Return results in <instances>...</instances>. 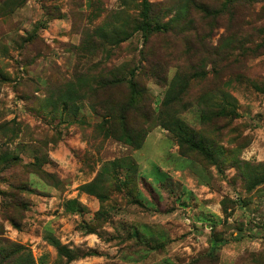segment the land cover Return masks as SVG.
Listing matches in <instances>:
<instances>
[{"label":"rangeland","instance_id":"374dc122","mask_svg":"<svg viewBox=\"0 0 264 264\" xmlns=\"http://www.w3.org/2000/svg\"><path fill=\"white\" fill-rule=\"evenodd\" d=\"M3 1L0 155L17 156L7 162L0 158V264H13L24 252L16 249V243L30 249L37 264H71L57 257L49 238L54 235L81 254L87 247L75 244L73 235L80 232L82 222L98 226L101 215L106 220L93 232L94 239L100 238L95 250L107 256L115 253V260L89 264H189L193 259V264H264V186L246 191L226 161L230 153L254 162L264 160V45L257 46L264 36V0H239L225 10L223 0H203L209 14L190 8L173 28L147 38L142 31L130 32L142 0ZM147 1L154 20L165 22L183 0ZM133 70L147 107L155 111L172 77L176 73L189 77L188 87L167 109L211 141L217 161L228 163L221 171L197 156L195 160L179 156L172 132L158 124L156 114L146 124L140 148L105 136L106 124L99 115L104 110L93 102L125 98L129 94L125 81L98 90L95 99L87 87L75 102L74 114L53 107L59 87L76 75L93 86L101 76H128ZM201 71L207 72L205 78H197ZM207 93L226 99L238 117L201 123L206 107L197 101ZM132 116L133 132L144 128ZM126 155L137 162L135 182L123 186L126 168L107 166L102 182L106 190L101 192L109 193L108 199L100 202L80 190L104 163ZM46 158L44 168L57 175V186L28 173L26 163ZM109 176L118 181L120 190L107 184ZM47 180L54 182L56 177ZM131 184L138 192L127 196ZM16 185L31 189L20 191ZM2 191H16L22 200V205L18 199L7 209L18 225L2 215V203L10 201ZM236 196L240 200L232 205ZM70 198L81 202V212H63L61 205ZM100 205L102 214L97 218ZM224 205L230 207L225 211ZM110 234L113 240L106 239ZM221 235L227 242L209 260V238L225 240ZM158 241L164 246L150 250L149 258L131 254H141ZM131 255L135 263L123 261ZM223 255L231 256L230 261H222Z\"/></svg>","mask_w":264,"mask_h":264},{"label":"trees","instance_id":"16d2710c","mask_svg":"<svg viewBox=\"0 0 264 264\" xmlns=\"http://www.w3.org/2000/svg\"><path fill=\"white\" fill-rule=\"evenodd\" d=\"M237 1L239 0H223V9L225 10V8L227 7L230 8L231 6L236 4ZM0 3H2L1 5L5 4L3 0H1ZM190 8H194L195 12H200L204 16H206L210 12L209 6L205 4L203 0H183L182 3L178 6L176 12L171 15L167 21L157 22L156 20H154L153 15L151 14L152 9L150 2L147 0H142L138 16L132 20L133 27L131 28L130 32L132 33L135 31H142L147 34H144V37L147 38L149 37L148 35L152 32H159L162 30L167 31V29L173 28V25L179 22V18L181 16L185 15L187 17V13L189 12ZM229 8L227 9L228 11ZM261 45H264V36L261 37V43L257 44V46ZM199 73H197L196 75L197 78H205L207 76V72L205 71H201ZM186 80L189 81L190 84L188 76H186L185 79L184 77L179 76V73H176L175 76L172 77L169 85L167 86L164 98L159 104L161 106L157 108V111H155V108L151 107L150 105L147 107L146 103L148 99L145 100L144 98L143 88L136 81V74L134 70L129 71L128 76H125L123 74L112 75L110 78H104L103 76H101L98 79H94L93 86L87 85L88 79L83 75H76L73 80L68 81L69 84H66L63 88L62 86L59 87V90L57 91L58 94L56 96L54 95L52 103L55 109L60 110L59 112H63L66 114H74L78 109L75 102L79 100L81 96H84L82 95V93L84 91H87V87L92 90L89 96H92L95 99L97 98L96 94L98 90L106 87H112L125 81V84L129 89V94L125 98H113L110 100L111 102L107 101L106 99L102 100L100 98L98 99V103L93 102L94 104H96V106L97 104L100 105V107L104 110L103 114H98L101 117V123L103 122V124H106V127L103 128V133L105 136H111L120 142L128 144L133 149L140 148L144 138L146 137V124H148V122L150 121L151 116H155L156 114V117L158 118V124L172 132L176 140V144L178 146V153L181 156L187 157L191 160H195L194 158H196L195 156H197L201 158L200 161H202L203 163L209 166L214 165L220 171L223 169L224 164H228L230 162L229 164L232 163L231 166L235 168L238 178L243 181L244 188L246 191H251L253 188L258 187L259 185L264 186L263 159L254 162L251 160L242 159L239 157V155L237 157L234 156V153H230L229 156L226 158V161L228 163L226 161H224L226 163L223 162L224 164L219 163V161H217L219 158L216 154L215 149L212 147L213 145L211 141L205 139L202 136V133L197 131L196 128L191 127L181 117H178L174 113L170 112L169 109H167V106L174 103L178 96H180V94L183 93L188 87V82ZM166 84L167 80L163 79V85ZM208 94L209 93L202 94L197 101L198 103L203 104L206 107L204 112L201 113V123L204 124L206 122H211L216 118H222L228 121H232L234 118L238 117L237 109L232 106L231 103L227 102L226 99L218 97L216 95L213 96L211 94ZM132 115H134L138 120L142 121V124L144 125L145 129L138 128L136 132H133L131 127L132 124L130 122V117H133ZM237 147L240 146L236 145V148ZM16 156L17 155H5L4 157H2V155H0V158L2 157V160L7 162L12 161V159H15ZM47 161L48 159L46 158L45 161L40 159L38 161H31L26 163V167H28V173L36 175L37 177L41 178V180L43 179L49 182L48 184L51 183L57 186L59 182L57 175L44 168V164L47 163ZM107 166H113V169L119 167L124 169L126 168L127 179L125 178V176L123 177V179H121V181L124 182L123 186L127 185V183H129L130 181L135 182L138 175L137 162L131 156L126 155L115 157L110 162L104 163L101 169L98 170L97 174L93 177L91 181L82 184L79 187L81 191L93 195L100 202H103L109 198V193H104L106 190V186L103 187L102 184L105 179V172L108 170ZM260 168L263 170H260ZM52 177H56V180L54 182L47 180L48 178ZM113 177L114 176L108 177V179L110 180L107 184L113 185V188L120 190L122 187H119V184H116L118 183V181ZM26 188L27 187L22 185L15 186V189L20 191H23ZM29 188L30 187H28V189ZM134 189H136V187ZM103 190L104 192L102 193L101 191ZM127 190L128 192L125 193L128 194L127 196L137 194L138 192L137 190H133L132 184L129 185V189ZM2 192L3 194H7V196H10V201H5L4 203H2V215H4V218L7 219L11 224L18 225L17 219L14 216L9 215L10 213H8L7 211V209H9L11 205H16V201L19 199L18 193L16 191L9 193L7 191ZM224 199L226 200L227 198ZM137 200L140 201L141 204H143L140 198L135 197L134 201ZM239 200L240 197L236 196V199L231 200V203H233L232 205L237 204ZM19 202L21 203V205L23 204L22 200L20 199ZM128 202L131 201L128 200L127 203ZM242 203L244 204V202ZM83 207L84 206L77 198L66 199L63 202L64 213H79L81 212V210H83ZM101 207L102 206L100 205L99 208L95 211L97 218L102 214ZM228 207L225 205L223 206L225 211ZM102 216L104 217V219H102ZM105 217L106 216L104 215L100 216L99 220L101 221L98 222V226L93 225V223L85 224L84 222H82L78 229H80L84 234L93 233L96 231V228L102 227L103 223L106 220ZM214 225L215 224L213 223V226ZM47 229L50 231L52 230L51 227H48ZM129 235H131V233H129ZM53 236L51 238L48 237L49 242H51L50 244L55 247L57 257H60L63 261H66L67 263H69L73 259L78 258L79 256L82 257L85 255H95L98 253V251L94 248H88L84 252L83 250H81V254H78L73 251V247L70 249L68 245L59 243L57 237ZM113 238H115L113 234H110L106 237L107 240H113ZM223 241L224 240L221 237L219 238L218 236H215L213 238V243L210 245V247H208L207 251V258L209 260L214 258L213 254L218 248L222 246ZM146 243L149 244L148 241ZM136 244L142 243H138V241H136ZM164 244L165 243H163V241H158L155 243V245L150 246V249H158L156 247H163ZM16 249H22L24 250V252L22 254L17 255V257L13 261V264H37L36 259L33 256L31 250L28 249L26 246L16 243ZM195 260L196 259H193L189 264H193Z\"/></svg>","mask_w":264,"mask_h":264},{"label":"crops","instance_id":"0c3cea01","mask_svg":"<svg viewBox=\"0 0 264 264\" xmlns=\"http://www.w3.org/2000/svg\"><path fill=\"white\" fill-rule=\"evenodd\" d=\"M178 152V151H177ZM178 155L179 156H181L179 153H178ZM181 157H183V156H181ZM83 193V192H82ZM84 194V193H83ZM85 194H87V193H85ZM88 195V194H87ZM74 196H76V195H74ZM82 196V195H81ZM78 199H80L79 197H78ZM61 208H62V210H63V205H61ZM211 228L213 227V223H211ZM80 230V229H79ZM93 235L94 236H96L95 234H93V233H86V234H84L81 230H80V232H78V233H76L75 235H73L74 237V243L75 244H77V245H80V247L82 246V245H84V246H86L87 248L86 249H88V248H96L95 246H98V243H99V241H100V238L98 237H95V239L93 238ZM222 237L223 238H225L223 235H222ZM134 239V238H133ZM135 241H138V238H135L134 239ZM224 240V239H223ZM103 241V240H102ZM66 242H68V240H66L65 241V243ZM104 242V241H103ZM227 241H226V238H225V240L223 241V243H222V246L226 243ZM213 243V238L212 237H210L209 238V245H208V247L211 245ZM136 244V243H135ZM100 245V244H99ZM140 245V244H139ZM142 245V244H141ZM72 247V246H71ZM142 249V248H141ZM150 248H146V249H142L143 251H141V254H137L135 251H132L131 252V254H133L134 255V257L136 258V257H138L139 256V258H140V260H143V259H146V258H149V256H150V254L152 253V251H150V250H157V249H150ZM97 250H99V252L97 253V254H93V255H85V256H82V257H78V258H76V259H74V260H72V261H70L69 263H71V264H73L74 262H76V263H81V262H83L84 264H89L90 263V261L91 262H96V261H99L100 263L101 262H104L105 260H108V262H111V261H113V260H115V258H114V248L112 249V252L114 253V254H112V255H109V256H107L104 252L102 253L101 252V250L100 249H97ZM133 255H131V256H128V258H126L125 260H123V261H125L126 263H135L136 262V259L134 258H132V256ZM200 257V256H199ZM198 257V258H199ZM207 257V256H206ZM205 257V258H206ZM230 258H231V256H227V255H223L222 256V261H224L225 259H226V261H230ZM83 259H85V260H83ZM139 260V261H140ZM170 260H172V262H175V260H173V259H170ZM170 260H166V262H169V263H172ZM199 260L200 261H202L200 258H199ZM203 261H205V260H203ZM138 263V262H137ZM145 264H148V263H145ZM172 264H174V263H172Z\"/></svg>","mask_w":264,"mask_h":264}]
</instances>
